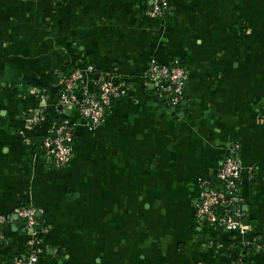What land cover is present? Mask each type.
<instances>
[{"label": "crops", "instance_id": "0c3cea01", "mask_svg": "<svg viewBox=\"0 0 264 264\" xmlns=\"http://www.w3.org/2000/svg\"><path fill=\"white\" fill-rule=\"evenodd\" d=\"M166 1L0 0V264L27 251L24 206L47 228L40 264H264V0ZM154 61L187 68L179 106L144 78ZM89 65L129 88L96 126L58 103ZM63 117L58 167L41 142ZM233 142L245 233L196 210Z\"/></svg>", "mask_w": 264, "mask_h": 264}, {"label": "built area", "instance_id": "2783aa9c", "mask_svg": "<svg viewBox=\"0 0 264 264\" xmlns=\"http://www.w3.org/2000/svg\"><path fill=\"white\" fill-rule=\"evenodd\" d=\"M166 5V0H153L149 14L161 15ZM96 71L94 65L84 69H73L62 79L58 101L63 107L75 108L92 126L101 124L112 101L123 97L129 91L126 82H117L111 74H99ZM95 75L97 77H94ZM143 76L171 107L175 108L181 104L188 79V70L184 65L178 62L162 64L154 61ZM44 101L45 97L42 96V102ZM73 143L71 121L69 117H63L48 129L41 147L56 166L65 167L74 156ZM240 149V143L233 142L216 174L212 179L202 182L203 187L196 210L199 216L206 217L215 227L245 233L248 226L237 216V210H233L240 200L238 194L242 175ZM219 207H223V212L218 213ZM17 214L23 220L28 234L27 251L23 256H15L9 264H40V245L47 228L39 224L37 209L33 206H24ZM9 220H13L11 215H0V227Z\"/></svg>", "mask_w": 264, "mask_h": 264}, {"label": "trees", "instance_id": "16d2710c", "mask_svg": "<svg viewBox=\"0 0 264 264\" xmlns=\"http://www.w3.org/2000/svg\"><path fill=\"white\" fill-rule=\"evenodd\" d=\"M71 71H72V70L66 72L65 75H64V77L67 76ZM60 87H62V83H61V86H60ZM44 137H45V136H44ZM44 137H43V139H44ZM43 139H42V142H43ZM42 142H41V143H42ZM212 184L214 185L213 182H212ZM233 210L236 211L237 209L233 208ZM217 211H218V213L223 212V207H219V208L217 209ZM37 219H38L39 224H41V223H40V219H39V217H38Z\"/></svg>", "mask_w": 264, "mask_h": 264}, {"label": "water", "instance_id": "95a60500", "mask_svg": "<svg viewBox=\"0 0 264 264\" xmlns=\"http://www.w3.org/2000/svg\"><path fill=\"white\" fill-rule=\"evenodd\" d=\"M153 86V85H152Z\"/></svg>", "mask_w": 264, "mask_h": 264}]
</instances>
